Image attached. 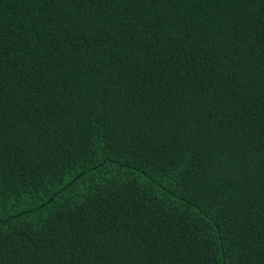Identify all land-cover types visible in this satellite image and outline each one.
<instances>
[{
  "label": "trees",
  "instance_id": "trees-1",
  "mask_svg": "<svg viewBox=\"0 0 264 264\" xmlns=\"http://www.w3.org/2000/svg\"><path fill=\"white\" fill-rule=\"evenodd\" d=\"M0 264H264V0H0Z\"/></svg>",
  "mask_w": 264,
  "mask_h": 264
}]
</instances>
